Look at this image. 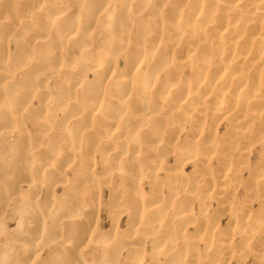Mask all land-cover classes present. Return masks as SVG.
Masks as SVG:
<instances>
[{
	"label": "bare ground",
	"instance_id": "1",
	"mask_svg": "<svg viewBox=\"0 0 264 264\" xmlns=\"http://www.w3.org/2000/svg\"><path fill=\"white\" fill-rule=\"evenodd\" d=\"M252 1L0 0V141L12 151L0 161V264H210L214 253L245 264L255 237L264 264V199L253 215L235 194L245 152L198 150L197 123L178 137L209 86L214 119L264 112V0Z\"/></svg>",
	"mask_w": 264,
	"mask_h": 264
},
{
	"label": "rangeland",
	"instance_id": "2",
	"mask_svg": "<svg viewBox=\"0 0 264 264\" xmlns=\"http://www.w3.org/2000/svg\"><path fill=\"white\" fill-rule=\"evenodd\" d=\"M257 0H253L252 1V5L256 4ZM1 6V4H0ZM6 6V5H5ZM11 11L7 8V11L4 13L7 16H11ZM135 30L133 29V32ZM28 32V31H25ZM209 37L212 39L213 36L209 35ZM37 48V47H35ZM210 54L214 57V53L210 52ZM247 62H243L240 64L239 68L235 71L237 73L242 72L243 68L245 67V64ZM214 70V67H212L209 72H212ZM249 76H251L253 74V72L251 70L248 71ZM57 86H59V82H51L50 85V93L51 95L55 96L56 95V88ZM6 92L8 94H12L17 92V89L15 87H6ZM198 92H202L201 90ZM216 92H217V86H209V88L205 91V93L207 95H209V98L204 100V104H202V108L203 110L200 111L198 109L194 110V112H199L200 115L196 118H194L192 121L187 122L184 121L181 125L182 130L179 132L178 137L183 140V138L185 137V135L189 134V130L191 129V127H193L194 123H197L200 126L204 127V134L198 137H192V136H188L189 140H194V142H196L198 144V150H204L205 146L211 144V143H218V145L220 146L223 142L229 143V155H230V159L231 160H235L239 154H241L242 152H245V168L241 170V173L238 175V179L237 182H239V185L241 183L245 182L246 184H256L258 183L259 185H257V187L255 189H253L252 194H250V191L245 189V195H244V190L239 187V185L236 187V199H238V201H241L243 199L242 196H245V200L249 201V213L251 214H256L258 213L259 210V200L264 199V176H261V174L258 172V170L260 168H262L264 166V141H262L261 143L258 142L257 138L258 136H263V140H264V112H259L256 113L255 111H246V112H241V111H237L234 114V116H236V120L235 122H232V120L225 114L222 115L220 118H216L214 119L212 117V112H213V105H214V100L212 98H210L211 96H216ZM77 96L80 97L81 95L79 94V92H77ZM1 104V103H0ZM38 104V100L34 99L32 101V106H37ZM196 103H193V105H195ZM157 106H160V102H156ZM199 106V105H198ZM197 106V107H198ZM32 112V111H31ZM189 112H191L190 110H188L187 108H183L182 110L179 111L180 116L181 117H185L186 115L189 114ZM246 115H249V117H252V122H251V127L249 129H247V124L245 125L244 122L239 121L238 119H244L246 117ZM131 116L133 118H136L138 116V114H132ZM154 121H150V123L152 124ZM25 130H30L31 129V125L26 122L25 124ZM233 130V132L236 134L238 132L242 133L243 135L239 138V140H235L234 138H230L229 136L231 135L230 130ZM8 143L10 144L11 141L9 140ZM176 145V144H174ZM218 149V147H217ZM12 154V151H10V149L7 147L6 142H1L0 141V161L2 159H8L10 158ZM89 157L91 155H88ZM176 154L175 152H172V150L166 154L163 159L165 162L169 163L171 165V170H177L178 167L175 164V160H176ZM95 158L98 161L99 160V155L95 154ZM215 158V157H214ZM212 158L210 166L215 169L217 167L216 164V159ZM192 165H188L185 166L184 168V172L186 174H189L192 170ZM69 177H72V175L69 173ZM239 187V188H238ZM56 192H60V188H55ZM104 192L102 194V201L105 202L107 197H108V190L107 189H103ZM250 195L249 198H246ZM216 200L215 196H210V202L208 206V211H211V209L214 208V202ZM217 201V200H216ZM246 202V201H245ZM213 204V205H212ZM196 207L194 206V211L195 213H197V209H195ZM8 213L5 212V215ZM108 211L106 210V208L104 209V211H102L101 213V228L103 230L108 229L109 228V216L107 215ZM213 214L210 213L207 216H211ZM125 217H123L122 219V224L120 226V228H124V222H125ZM225 223V218H223L222 216L219 218V227H223ZM10 225V224H9ZM188 228V227H187ZM188 230H190V232H193L192 229L188 228ZM199 233H202L200 231H198ZM205 232H203L204 235ZM210 236V233H209ZM258 238H254L250 245L249 248L252 249V252H250L248 255L249 257L245 260V264H253V260H252V255H253V249L255 248L256 244H257ZM231 245H238L240 242V238L239 237H234L233 239H231ZM242 245V244H241ZM246 246V245H245ZM201 248V247H199ZM237 250V249H235ZM87 252V251H86ZM260 252V251H259ZM88 255H90L91 253L87 252ZM209 254H211V252L209 251ZM211 257V261L209 262L210 264H213V260L216 258L217 254H211L209 255ZM46 257V256H44ZM89 257L86 258V260H88ZM206 264V261L204 260H197V261H192L189 264ZM225 264H237V261L232 260V259H228L226 261Z\"/></svg>",
	"mask_w": 264,
	"mask_h": 264
}]
</instances>
